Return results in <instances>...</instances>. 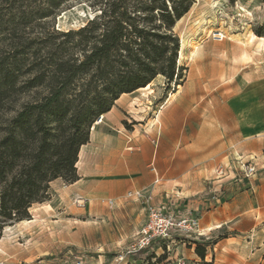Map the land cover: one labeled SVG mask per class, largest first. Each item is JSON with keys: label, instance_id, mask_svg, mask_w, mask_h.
I'll return each mask as SVG.
<instances>
[{"label": "rangeland", "instance_id": "1", "mask_svg": "<svg viewBox=\"0 0 264 264\" xmlns=\"http://www.w3.org/2000/svg\"><path fill=\"white\" fill-rule=\"evenodd\" d=\"M43 11L46 6L42 0H0V51L11 49L10 44L19 40L37 45L35 42L40 43L45 34L55 30H76L94 16L85 3L77 0L62 2L54 16L40 17ZM259 29L261 35L256 33ZM174 31L178 35L179 51L182 48V56L179 51L177 53V64L184 68L180 83L172 81L167 85L165 78L157 75L145 87L121 94L112 106L115 117L103 119L104 125H113L130 135L132 147L131 151H125L127 154L131 152L134 156L142 152L140 143L143 142L149 146L152 156L156 145L168 140L165 137L168 135L167 121L161 119V111L165 103L181 98L187 90L195 99L192 107L211 106L214 109L234 98L232 88L235 85H257L264 79V0H194L189 11L176 22ZM60 40L55 38L53 41ZM194 78L196 81L192 85ZM42 91L34 88L20 94L14 107L33 100ZM224 93H227L226 97ZM255 98L264 106V95L255 94ZM106 127L116 132L108 125ZM175 144L174 147L165 146L164 170L170 176L155 179L150 170L156 167V161L151 157L146 165L151 179L138 190L149 196L155 205L167 194L166 203L172 205L171 210L183 209L184 201L191 198L188 191L198 183L205 181L206 185L212 186L215 181L232 176L238 163L248 164L241 157L233 156L225 157L210 169L198 165L173 166L169 162L173 158L172 151L183 148L181 142ZM78 171L86 179L81 184L90 180L91 151L82 153ZM85 188V185L77 187L60 179L50 182V199L34 203L29 209L30 219L0 230V264H47L45 262L52 263L63 254L71 258L77 251L88 255L99 253L111 259L123 250L133 239L127 240L131 238L133 227L128 222H138L137 215L134 221L118 218L114 215L115 198L99 203L83 194ZM131 189L124 191L120 201L134 203L139 211L146 213L144 198L128 197ZM217 193L218 190H214L208 195L211 201H215ZM111 199L113 204L109 205L107 201ZM225 233L221 228L208 231L198 239L211 242Z\"/></svg>", "mask_w": 264, "mask_h": 264}, {"label": "trees", "instance_id": "2", "mask_svg": "<svg viewBox=\"0 0 264 264\" xmlns=\"http://www.w3.org/2000/svg\"><path fill=\"white\" fill-rule=\"evenodd\" d=\"M64 1L42 0L40 17L56 15ZM77 1L94 12L78 29L55 30L37 45L19 40L0 51V230L30 219V207L50 199L53 180L79 179V150L121 94L157 75L167 85L182 78L174 26L194 0ZM34 88L43 91L14 107L20 94ZM227 234L185 241L194 244L199 264H208L207 247Z\"/></svg>", "mask_w": 264, "mask_h": 264}, {"label": "crops", "instance_id": "3", "mask_svg": "<svg viewBox=\"0 0 264 264\" xmlns=\"http://www.w3.org/2000/svg\"><path fill=\"white\" fill-rule=\"evenodd\" d=\"M232 89L234 98L214 109L211 106L192 107L191 103L195 99L194 96L190 97L189 90V95L184 94L175 101L165 103L161 119L167 121L165 127L168 135L165 137L168 140L156 145L152 156L149 146L143 142H139L142 152L134 156L130 155L131 152H125L131 151L130 135L106 124L116 131L111 132L103 122L107 116L115 117L111 108L91 127L89 142L81 146L76 162L79 179L70 185H85L83 194L99 203L107 198H115L114 215L118 218L134 221L137 215L138 222H128L133 225L131 238L127 239L131 241L144 222L146 213L139 211L136 204H123L120 200L127 188H132L129 191L140 190V187L149 183L151 174L146 165L152 158L156 161V167L153 166L150 171L153 170L155 179L170 176L164 170L165 146L174 147L175 142L183 145L182 149L172 151L174 159L169 162L173 166L198 165L210 169L225 157H241L249 165H254L255 172L251 176L245 178L242 175L245 164L238 163L231 172L232 176L217 180L212 186L203 181L192 187L188 191L191 198L184 201L183 209L171 210L172 205L166 203L167 194L159 196L158 205L174 212L192 211L199 218L201 236L208 231L225 229L228 234L212 244V247H207L204 261L208 264H264V106L259 105L255 98V94L264 95V79L257 85L241 83ZM84 151H91V176L90 180L81 184L86 179L78 171V163ZM214 190H218V196L215 201H211L208 195ZM199 237L188 239L173 235L165 241L155 242L149 250L129 258L124 264H176V261L199 264L201 259L194 252V244L188 246L185 241L207 242L199 240ZM75 254L84 257L89 264H107L110 261V256L106 258L99 253L88 255L77 251ZM162 255L164 258L155 262V258ZM72 257L63 254L52 263H45L57 264L65 258L71 261Z\"/></svg>", "mask_w": 264, "mask_h": 264}, {"label": "built area", "instance_id": "4", "mask_svg": "<svg viewBox=\"0 0 264 264\" xmlns=\"http://www.w3.org/2000/svg\"><path fill=\"white\" fill-rule=\"evenodd\" d=\"M255 172L254 165L247 164L242 170V175L247 178ZM128 197L144 198L146 218L136 231L132 241L121 251H118L107 264H124L129 258L149 250L155 242L165 241L175 236L184 238H197L201 236L199 218L192 211H169L163 206L155 205L150 197L140 191L134 190L127 193ZM109 205L113 204L108 200ZM57 264H89L81 255H74L71 261L66 258ZM176 264H182L176 261Z\"/></svg>", "mask_w": 264, "mask_h": 264}, {"label": "bare ground", "instance_id": "5", "mask_svg": "<svg viewBox=\"0 0 264 264\" xmlns=\"http://www.w3.org/2000/svg\"><path fill=\"white\" fill-rule=\"evenodd\" d=\"M180 20V19H179ZM264 39V38H263ZM182 44H183V41H182ZM182 47H183V45H182ZM179 56L181 57L182 56V48H181V50L179 51ZM7 227V226H6Z\"/></svg>", "mask_w": 264, "mask_h": 264}]
</instances>
